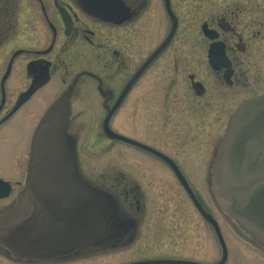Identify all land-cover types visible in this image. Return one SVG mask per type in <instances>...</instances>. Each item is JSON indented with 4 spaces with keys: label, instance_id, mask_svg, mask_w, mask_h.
Instances as JSON below:
<instances>
[{
    "label": "flooded vegetation",
    "instance_id": "flooded-vegetation-1",
    "mask_svg": "<svg viewBox=\"0 0 264 264\" xmlns=\"http://www.w3.org/2000/svg\"><path fill=\"white\" fill-rule=\"evenodd\" d=\"M68 93L67 133L76 144L83 129L93 127L98 128L90 135L94 142L122 144L102 130L112 112L109 127L115 134L158 151L184 176L203 159L210 174L216 145L232 117L247 101L264 96V0H0V144L7 146L10 171L0 174L6 184L0 185V264H107L108 258L135 250L122 247L133 244L134 229L142 233L159 227L157 219L142 215V197L131 179L110 180L94 170V184L101 188L110 181V194L122 199L109 221L118 233L108 243L76 260L64 254L37 257L33 250L18 254L1 243L13 237L5 229L15 228V221L8 223L1 215L21 202L38 123ZM122 111L126 133L116 129ZM21 114H26L23 133L18 131L21 147L11 151L7 133ZM200 119L211 128L209 140L223 132L209 152H202L206 156L186 148L200 136ZM126 146L175 176L166 160ZM22 158L23 164L15 162ZM77 168L83 176L80 160ZM194 249L192 243L186 253L165 250L160 258L197 260Z\"/></svg>",
    "mask_w": 264,
    "mask_h": 264
},
{
    "label": "water",
    "instance_id": "water-1",
    "mask_svg": "<svg viewBox=\"0 0 264 264\" xmlns=\"http://www.w3.org/2000/svg\"><path fill=\"white\" fill-rule=\"evenodd\" d=\"M69 96L68 93L57 100L42 117L33 140L21 202L1 215L6 222L16 224L15 228L5 229L13 237L5 236L6 241L1 243L18 254L33 250L37 257L80 255L85 248L112 236L108 222L118 206L108 193L88 184L78 172L76 143L67 134ZM111 115L109 112L102 125L107 137L144 149L170 164L199 213L215 232L221 259L213 264H225L228 248L218 222L204 210L186 178L170 159L156 150L115 134L109 127ZM215 172L222 202L216 196L225 212L236 221L249 222L264 231V96L247 101L233 118L219 145ZM6 194L7 188L1 196ZM32 222L36 223L33 229ZM131 264L206 263L152 260Z\"/></svg>",
    "mask_w": 264,
    "mask_h": 264
},
{
    "label": "rangeland",
    "instance_id": "rangeland-1",
    "mask_svg": "<svg viewBox=\"0 0 264 264\" xmlns=\"http://www.w3.org/2000/svg\"><path fill=\"white\" fill-rule=\"evenodd\" d=\"M40 112L41 109L38 108L37 119L41 114ZM124 115V111H122L116 118L117 122L115 123L117 131L126 133V127L123 123ZM25 116L26 114H21L10 124L9 128L12 129V133L8 131L7 136L12 139L10 145L11 151L13 149L19 150L21 147L18 131L20 130V134L23 133ZM197 124L200 136L195 139L193 144L187 145L186 148L198 154L206 151L209 152L212 143L215 140L218 141L216 136L220 137L223 132L220 133L222 130L215 132V137L209 140L211 128L206 119H200ZM16 127L17 129L13 132V129ZM97 129L95 127L84 128L82 138L79 139L78 152L84 168L83 172L92 180L94 170L97 174L108 175L110 180L113 177L119 178L120 176L131 179L132 186L137 189L136 191L142 197L141 201L144 211L142 215L157 219L159 224L158 228L150 229V231L143 229L142 233L134 229L133 233L136 239L133 244L122 247L128 248L132 246L135 250H125L121 254L110 257L107 259V264H124L162 259L160 257L165 256V250L169 251V254H174L178 253L176 249L180 248L184 251H179V253H186L187 251L185 250L187 248L190 249V244L192 243L195 244V249L191 253L195 252L194 257L198 261L216 262L220 257V250L213 230L200 215L176 177L151 162V159L144 157L137 150L130 149L125 144H115L108 140L100 141L99 139L94 142L90 138V135L98 132ZM164 143L166 144L167 141L165 140ZM178 148L180 147L178 146ZM189 149H184V151H188ZM162 150H167V146L162 145ZM6 155L7 146L4 149L0 144V174L4 175L10 172ZM23 159L16 160L15 162H22L23 164ZM204 162L205 159L194 161L193 166L196 168L186 178L199 196L205 209L219 223L228 246V264H264V247L256 240L250 239L247 235L245 236L238 226V221L236 222L225 212L215 192L216 172L214 170L210 174H206ZM211 162L213 161L211 160ZM215 164L212 166L214 169L216 168ZM11 176L18 177L19 175L15 176L12 173ZM107 180L109 181L108 178ZM109 182L104 181L103 185L109 186ZM107 186H102V188L108 192L110 189ZM112 194L122 201L118 197V194L113 192ZM118 247H120L119 243L111 248ZM146 247L149 248L147 249ZM70 264H94V262L84 260Z\"/></svg>",
    "mask_w": 264,
    "mask_h": 264
},
{
    "label": "bare ground",
    "instance_id": "bare-ground-1",
    "mask_svg": "<svg viewBox=\"0 0 264 264\" xmlns=\"http://www.w3.org/2000/svg\"><path fill=\"white\" fill-rule=\"evenodd\" d=\"M215 189L217 192L216 193L217 196L220 198V201L222 202L221 189L219 186L218 174H216V177H215ZM237 223H238V226L240 227V229L244 232L245 236L247 235L250 239L256 240L257 242H259L264 247V231H263V229L259 228L258 226H255L253 224H250L249 222H242L241 223L240 221H238Z\"/></svg>",
    "mask_w": 264,
    "mask_h": 264
}]
</instances>
